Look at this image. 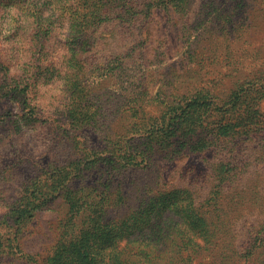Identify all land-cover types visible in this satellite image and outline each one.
<instances>
[{
    "label": "rangeland",
    "instance_id": "374dc122",
    "mask_svg": "<svg viewBox=\"0 0 264 264\" xmlns=\"http://www.w3.org/2000/svg\"><path fill=\"white\" fill-rule=\"evenodd\" d=\"M125 1L134 0H0V264H43L62 236V198L12 221L48 164L68 166L134 137L135 123L172 100L224 109L264 79V0L152 9ZM25 113L37 122L25 125ZM222 148L157 153L147 168L128 170L110 217L125 218L155 192L186 190L206 222L194 264H264V134ZM173 237H164L173 250L152 264H173ZM255 240L263 245L249 256Z\"/></svg>",
    "mask_w": 264,
    "mask_h": 264
},
{
    "label": "trees",
    "instance_id": "16d2710c",
    "mask_svg": "<svg viewBox=\"0 0 264 264\" xmlns=\"http://www.w3.org/2000/svg\"><path fill=\"white\" fill-rule=\"evenodd\" d=\"M141 1H148L151 9L167 8L170 4V0H134L132 4L123 2L121 7L135 9ZM247 87L250 89H245L246 93L235 94L223 105L224 109L214 104L202 105L198 98L185 103L172 100L158 117L144 120L147 124L135 123L134 137L93 152L89 159L84 154L68 166L48 164L35 178L33 193L15 208L13 223L18 226L40 205L62 198L69 216L58 244L43 264H152L162 258L163 252L167 255L174 248L165 240L166 234L176 235L173 238L178 242L173 264H194V241L206 222L189 191L174 188L155 192L118 221L110 217L109 210L124 202L120 177L128 170L147 168L157 153L169 157L180 152L222 151L225 142L262 136L264 113L260 103L264 100V79ZM249 90L256 95L251 97ZM21 119L25 125L36 121L28 113ZM225 180L223 177L219 186ZM262 245V241L255 240L248 255L252 256Z\"/></svg>",
    "mask_w": 264,
    "mask_h": 264
}]
</instances>
